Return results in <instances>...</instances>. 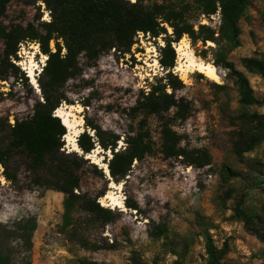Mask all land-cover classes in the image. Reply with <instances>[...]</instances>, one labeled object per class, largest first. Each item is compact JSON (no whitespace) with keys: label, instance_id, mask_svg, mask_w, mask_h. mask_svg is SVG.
<instances>
[{"label":"rangeland","instance_id":"374dc122","mask_svg":"<svg viewBox=\"0 0 264 264\" xmlns=\"http://www.w3.org/2000/svg\"><path fill=\"white\" fill-rule=\"evenodd\" d=\"M182 2L144 0L147 5ZM190 16L195 30L198 25L219 28V9L209 18L198 16L197 12ZM49 21L43 0L12 2L0 19L5 26L32 23L38 28ZM164 27L171 35L172 30ZM238 27L239 45L233 49H217L211 42L204 47L200 42L193 45L186 35L172 44L176 60L171 73L182 84L175 96L188 102L190 110L185 120L174 118L173 111L168 118L180 138V147L189 153L206 151L211 159L208 166L189 165L184 157L164 159L159 149V122L153 116L147 118L153 153L133 163L121 189L111 186L113 182L108 181L107 175H93V166L104 170L102 165L110 158L109 152L96 148L89 157H83L88 162L83 163L81 192L95 197L101 206L116 214L113 222L101 225L90 223L84 213H74L77 231L87 240V248L62 230L63 194L30 187L28 174L17 167L15 159L9 166L10 173L18 174V183L13 187L0 165V225L23 218L36 221L29 259L25 258L27 254L20 255V264H76L80 259L98 264H205L207 239L219 252L225 250L219 264H264V243L245 230L235 213L237 208L242 209L253 217L254 227L264 229V141L241 156L235 153V148L240 150L244 146L249 116L264 115V77L244 67L246 59L264 55V0H245ZM134 42L128 53L110 50L93 62L80 57V74L64 87L72 105L62 104L54 114L58 110L68 112L71 121H82V131L85 116L119 136L117 148L123 147L124 136L140 120L130 109L166 73L158 62V48L164 46L162 36L151 39L138 33ZM179 46L191 52L195 61L214 66L219 82L195 71L186 56L177 51ZM50 47L53 48V42ZM3 48L0 38V55ZM219 54L234 71L247 78L259 103L246 107L239 104L234 73L215 58ZM45 57L37 43L18 45L17 60L12 63L28 78L27 83L13 78L0 80V118L7 119L10 125L15 118L31 115L39 90L36 92L29 76L31 72L35 80L38 78ZM85 103L89 107H83ZM73 132L67 130L63 137L65 153H76L68 139L74 136ZM108 195L113 200L106 199ZM126 197L137 202L140 213L118 205L122 202L124 206ZM19 246L24 252V245Z\"/></svg>","mask_w":264,"mask_h":264},{"label":"trees","instance_id":"16d2710c","mask_svg":"<svg viewBox=\"0 0 264 264\" xmlns=\"http://www.w3.org/2000/svg\"><path fill=\"white\" fill-rule=\"evenodd\" d=\"M22 1L24 0H0V19L6 15L10 3ZM43 3L49 12L50 21L43 23L40 28L32 23L25 26H5L0 23V38L4 45L0 55L1 81L13 78L27 83L28 78L12 63V60H17L18 45L22 42L37 43L40 52L46 56L44 66L36 79L39 98L34 101L31 115L24 119L15 118L12 125L7 119L0 118V165L4 169L5 179L13 187L18 183V174L10 173L9 166L15 159L17 167L23 168L28 174L30 187L63 194L62 230L77 244L87 248V240L77 231L78 220L74 218V213H84L90 223L98 222L101 225L113 222L116 214L101 206L95 197L81 192L83 163L88 162L83 159L84 156L96 148L109 152L110 158L106 163L110 176L108 181L117 185L125 183L133 163L141 162L153 153L154 143L147 128V118L153 116L159 122V149L164 159L184 157L189 165L199 168L210 164V155L206 151L189 153L180 147V138L172 129L168 118L173 111L174 118L185 120L190 110L188 102L175 96V91L182 84L171 73L176 60L172 44L186 35L193 45L200 42L204 47L207 42H211L217 49L237 47L240 35L238 22L243 14L245 0H183L180 5H147L144 0L133 3L126 0H43ZM218 9L220 25L217 30L205 25H198L197 30L194 29L190 20L191 13L197 12L198 16L209 18ZM164 25L172 30L171 35L167 34ZM138 33L148 35L151 39L162 36L164 46L158 48V62L166 73L130 109L132 115L140 116L137 127L124 136V146L117 148L119 136L103 130L84 116V131L76 140L81 155L76 154L79 153L76 151L73 154L65 153L63 137L67 128L54 112L62 104L72 105L64 87L69 80L80 74V57L93 62L102 53L110 50L128 53ZM51 42L53 48L50 47ZM215 58L227 70L233 71L240 97L239 104L246 107L259 103L247 78L234 71L223 55L219 54ZM244 67L249 72L264 77V55L246 59ZM167 89H170L169 93ZM29 91L33 94L31 88ZM82 106L86 108L89 104ZM246 121L248 124L244 146L240 150L235 148L237 156L250 152L264 141V115L253 114ZM93 167V175L106 178L103 169ZM101 196L102 194L97 197ZM124 207L140 213L139 205L130 198H125ZM235 213L245 230L264 243V229L254 227L253 217L240 208ZM260 223L262 224V220L259 219ZM35 229L36 221L32 218H23L10 225H0V264H20L19 257L23 254H27L25 258L28 260ZM2 240L5 241L4 247ZM19 244L24 245V252ZM224 253L225 250L219 252L211 240L207 239L205 264H219ZM76 264L98 263L80 259Z\"/></svg>","mask_w":264,"mask_h":264},{"label":"bare ground","instance_id":"6f19581e","mask_svg":"<svg viewBox=\"0 0 264 264\" xmlns=\"http://www.w3.org/2000/svg\"><path fill=\"white\" fill-rule=\"evenodd\" d=\"M181 43H184V41H181ZM182 48H183L182 46H179L177 48V51L182 52V55L186 56V58L188 59L189 65L192 68H194L195 71H197L201 74H204L210 80H213L215 82H219V76H218L214 66H212L211 64H204L203 62L195 61L194 60L195 58L192 56L191 52H188V51L185 52ZM45 59H46V57H45ZM184 73H185V71H184ZM29 77L31 78L32 85L38 90L37 83H36V80H35L33 73L30 72ZM184 78H185V74H184ZM71 108H72V106H71ZM56 116L62 120V123L64 124V126L67 128L68 131L74 130V132L71 134V135H73L75 133L74 136L72 138H71V136L70 137L68 136V139L72 143L73 151L81 153V151L78 148V145L76 144V138L82 132V129H81V125H82L81 122L82 121H80V122L78 121V124H77V123H75L76 121L74 122V121L70 120L71 115H69L68 112L61 113L60 110L57 111ZM76 126L79 127L78 130H76ZM89 156H90V154H87V157H89ZM102 166L104 168L105 174L107 175L108 174L107 166L104 164ZM111 186L120 188L121 184L115 185L114 183H112ZM105 198L113 200L110 195L106 196ZM118 205L121 206V208H125L123 206L122 202H118Z\"/></svg>","mask_w":264,"mask_h":264},{"label":"water","instance_id":"95a60500","mask_svg":"<svg viewBox=\"0 0 264 264\" xmlns=\"http://www.w3.org/2000/svg\"><path fill=\"white\" fill-rule=\"evenodd\" d=\"M82 132H83V131H82ZM82 132H81V133H82ZM104 173H105V172H104ZM107 177H108V179H110L109 172H108V174H107Z\"/></svg>","mask_w":264,"mask_h":264}]
</instances>
